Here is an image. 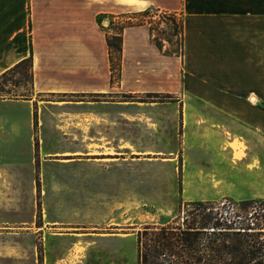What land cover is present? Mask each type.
<instances>
[{"label":"crops","instance_id":"0c3cea01","mask_svg":"<svg viewBox=\"0 0 264 264\" xmlns=\"http://www.w3.org/2000/svg\"><path fill=\"white\" fill-rule=\"evenodd\" d=\"M149 8L180 15L179 53L131 23L112 70L99 16ZM29 56L30 93L0 95V212L19 187L53 185L64 154L78 156L84 200L102 199L87 190L103 180L150 185L154 163L161 202L167 186L185 201L264 199V0H0V76ZM77 234L69 256L45 264H86L97 238L131 237Z\"/></svg>","mask_w":264,"mask_h":264},{"label":"rangeland","instance_id":"374dc122","mask_svg":"<svg viewBox=\"0 0 264 264\" xmlns=\"http://www.w3.org/2000/svg\"><path fill=\"white\" fill-rule=\"evenodd\" d=\"M157 13L159 17L155 18L151 17L152 12L148 16L128 12L118 15L103 14L98 19L100 25L109 27L111 32L118 31L117 27L121 25L148 23L154 37L161 38L162 47L164 45L166 51L179 53L182 37L179 24L174 30L173 23L163 17L159 11ZM175 15L176 20H181L180 15L177 13ZM23 68L25 71L22 76ZM29 68V63H25L21 67L9 70L0 80V88L3 89L0 95L14 97L28 95ZM149 156L144 157L151 162L158 160L154 156ZM52 158L53 185L46 186L45 180L44 185H41L36 179L32 186L19 187L20 194L17 193L12 197L13 202L7 203L5 211L0 212L5 218L0 220V227L5 230L2 238L0 237V248L5 247L4 257H1L0 250V262L45 264L50 262L48 253L50 259L54 261L60 255H67L71 249L74 250L78 242L71 236H78L79 232H94L96 236L128 235L133 238L119 241L99 237L86 247L83 262L108 264L123 259L125 262L137 264L139 231L147 225L168 223L186 227L195 215L199 219L202 215L217 214L235 218L238 222H242L245 218L255 221L257 217L262 220L258 227L264 229L263 198L241 200L233 196H223L212 201H185L181 196L175 195H180L181 187L167 186L165 200L161 202V177L158 181L153 178L158 172L161 175V164L155 163L149 168L150 185L138 184L135 179L131 188L115 187L109 181L103 180V187H92L87 190L88 194L100 191L102 199L84 200L83 188L78 186L77 154L54 155ZM47 168L49 171L50 168ZM43 173L46 174L45 171ZM136 175L135 173V178ZM249 185L253 184L249 183ZM196 202H202L203 206L198 207L194 204ZM81 211L86 215L84 221H81L83 220ZM211 222L208 226H211ZM207 229L211 230V228ZM59 234L67 237L58 236ZM201 237L206 239L210 235L202 234ZM236 237L231 233L216 235L219 241L227 244Z\"/></svg>","mask_w":264,"mask_h":264},{"label":"trees","instance_id":"16d2710c","mask_svg":"<svg viewBox=\"0 0 264 264\" xmlns=\"http://www.w3.org/2000/svg\"><path fill=\"white\" fill-rule=\"evenodd\" d=\"M157 11L173 23L174 30L179 24L182 33V20H176L175 13L149 8L137 15L148 16L151 12ZM124 26L117 27L118 31L106 36L112 70L120 66L121 33ZM154 42L162 49L160 38L154 37ZM25 63H29L30 66L31 83V56L20 61L10 70ZM24 71L23 68L22 76ZM7 72L0 76V80ZM2 91L3 89L0 88V92ZM194 204L198 207L203 206L202 202ZM255 219L253 221L245 218L242 222H238L235 218L206 214L199 219L195 215L186 227L170 223L147 225L137 234V264H264V229L258 227L262 223L261 218L255 217ZM210 222L211 226H208ZM230 233L237 237L229 244L216 238V235ZM202 234H209L210 237L202 239Z\"/></svg>","mask_w":264,"mask_h":264},{"label":"built area","instance_id":"2783aa9c","mask_svg":"<svg viewBox=\"0 0 264 264\" xmlns=\"http://www.w3.org/2000/svg\"><path fill=\"white\" fill-rule=\"evenodd\" d=\"M156 16L159 17V13L155 12V13L151 14V17H153V18H155Z\"/></svg>","mask_w":264,"mask_h":264}]
</instances>
